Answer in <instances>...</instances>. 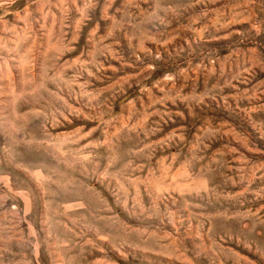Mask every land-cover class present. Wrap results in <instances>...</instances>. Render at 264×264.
<instances>
[{"label":"rangeland","instance_id":"374dc122","mask_svg":"<svg viewBox=\"0 0 264 264\" xmlns=\"http://www.w3.org/2000/svg\"><path fill=\"white\" fill-rule=\"evenodd\" d=\"M0 264H264V0H0Z\"/></svg>","mask_w":264,"mask_h":264}]
</instances>
